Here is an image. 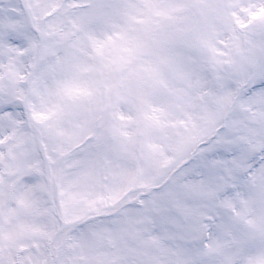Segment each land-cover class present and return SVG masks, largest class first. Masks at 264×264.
<instances>
[{"label":"snow or ice","instance_id":"snow-or-ice-1","mask_svg":"<svg viewBox=\"0 0 264 264\" xmlns=\"http://www.w3.org/2000/svg\"><path fill=\"white\" fill-rule=\"evenodd\" d=\"M0 264H264V0H0Z\"/></svg>","mask_w":264,"mask_h":264}]
</instances>
